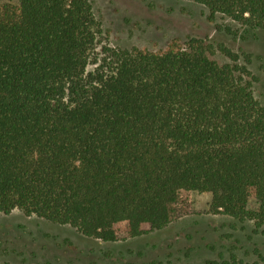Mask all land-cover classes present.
Listing matches in <instances>:
<instances>
[{
  "label": "trees",
  "instance_id": "trees-1",
  "mask_svg": "<svg viewBox=\"0 0 264 264\" xmlns=\"http://www.w3.org/2000/svg\"><path fill=\"white\" fill-rule=\"evenodd\" d=\"M189 1L215 35L120 47L94 0H0V214L110 244L198 215L206 195L204 214L264 232L258 78L214 39L264 32V0Z\"/></svg>",
  "mask_w": 264,
  "mask_h": 264
},
{
  "label": "rangeland",
  "instance_id": "rangeland-1",
  "mask_svg": "<svg viewBox=\"0 0 264 264\" xmlns=\"http://www.w3.org/2000/svg\"><path fill=\"white\" fill-rule=\"evenodd\" d=\"M15 1V0H5ZM97 13L112 27L114 20L120 32L112 43L152 47L176 34L199 28V34L215 35L203 24L204 14L189 0H94ZM228 24L229 22H225ZM122 29V30H121ZM196 32V33H197ZM213 32V33H212ZM116 37V36H115ZM215 40L251 56L250 69L258 78L255 97L264 105V32L233 38L222 35ZM209 198L193 197L198 215L185 217L161 231L138 239L101 243L82 237L74 230L19 213L0 214V262L13 264H179L201 263L223 254H235L247 261L264 256V232H254L253 224H236L221 215H208Z\"/></svg>",
  "mask_w": 264,
  "mask_h": 264
}]
</instances>
